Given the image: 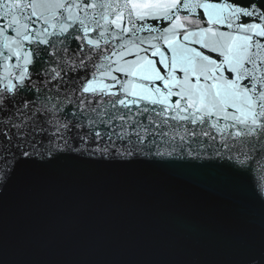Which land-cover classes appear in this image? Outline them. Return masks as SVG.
<instances>
[{
  "label": "water",
  "instance_id": "95a60500",
  "mask_svg": "<svg viewBox=\"0 0 264 264\" xmlns=\"http://www.w3.org/2000/svg\"><path fill=\"white\" fill-rule=\"evenodd\" d=\"M104 2L115 7L121 0ZM200 3L235 6L233 0ZM69 11L74 17L84 16L75 8L64 15ZM177 16L191 21L177 29V43L208 54L190 42L199 40V35L183 39L186 32L212 27L204 9L187 13L182 9ZM241 20L264 27V21ZM143 23L171 28L168 21ZM43 27L36 25L37 30ZM216 28L236 34L235 25ZM101 30L89 38L97 40ZM117 31L113 26L99 40L101 55L91 62L96 49L89 52L82 40L70 39V50L58 52L61 45L54 36L49 37L54 46L25 42L20 58L10 52L0 55V91L10 82L16 84L19 73L27 70L25 94L35 102L32 111L46 129L31 138L39 153L31 161L15 160L14 149L0 152V264H248L250 258L264 259V142L253 149L241 145L240 138L233 141L228 133L234 128L220 131L229 123L223 120L209 130L215 118L207 125L172 119L187 113L161 111L160 105L150 103L155 96L145 100L129 96L127 100L137 103L113 108L110 102L116 96L84 93L89 81L98 90L109 85L105 91L118 92L121 99L125 98L121 84L146 97L156 88L165 91L160 81L140 80L142 73L126 77L112 72L119 83L101 75L104 69L97 66L107 63L104 56L121 67L125 60L135 62L138 57L159 60L151 55L155 49L149 43L171 55L163 41L151 38L156 32L151 36L138 32L117 42L111 39ZM137 37L145 41L140 47L147 53L133 46ZM254 39L264 43V38ZM3 42L0 36V52ZM121 43L132 53H124L123 60L112 55L123 53ZM37 47L43 50L41 55L25 64L24 53ZM175 75L184 77L181 71ZM177 99L171 97L168 104L174 107ZM60 125L67 128L56 133L55 126ZM102 149L113 154L131 150L135 155L131 163L118 155L105 159Z\"/></svg>",
  "mask_w": 264,
  "mask_h": 264
},
{
  "label": "snow or ice",
  "instance_id": "6c2138e0",
  "mask_svg": "<svg viewBox=\"0 0 264 264\" xmlns=\"http://www.w3.org/2000/svg\"><path fill=\"white\" fill-rule=\"evenodd\" d=\"M233 4L235 6L225 4L221 8L211 3H200V0H121V3L114 7L113 3H105L104 0H63V2L61 0H0V25H2L0 36L4 39V51L0 52V55L10 52L20 58L25 42L29 45L35 43L50 46L58 42L61 45L58 52H66L70 50L67 42L70 39H79L88 46L89 52L93 49L97 50L95 56H90L89 62H91L96 57H100L99 40L104 39L113 26L118 31L111 39L117 42L129 35L136 37L138 32L147 31L150 36L156 32L151 38L157 42L163 41L171 55L161 51L155 44L149 43L148 47L155 49L151 55L158 56L159 60L153 61L147 56L138 57L135 62L125 60V66L121 67L116 60L104 56L103 59L107 63L97 67L104 69L101 75L108 76L117 83L119 81L116 76L111 75L112 72L122 73L126 77L129 75L137 77L142 73L138 76L140 80L160 81L165 91L156 88L149 97H146L121 84L120 90L125 96L121 99L118 92L105 91L110 87L109 85L98 90L92 86L91 81L82 91L116 96L117 99L110 102L113 108H116L117 104L127 108L129 104L137 103L136 100H127L129 96L138 97L139 100L155 96V99H150V103L160 105L161 111L187 113L172 119H190L193 124L199 122L207 125L211 118H215L216 123L209 125V130L215 129L221 120L229 122L220 131L234 128V132L228 133L231 139L236 141L240 138L241 145L254 149L256 145L264 142V43L254 39V37L264 38V27L260 23L242 21L241 18L264 21V11H261L264 9V0H244L242 4L239 0H233ZM73 8L77 12L84 13L83 18L74 17L71 11L67 16L64 15L65 10ZM196 8L204 9L208 14L207 23L212 27L202 28L198 33L186 32L183 39L187 41L190 36L199 35V40L190 42L198 43L200 49H206L208 54L178 44L175 40L177 29L191 24L190 20L177 16V13L182 9L187 13ZM89 10L96 11L89 15ZM125 11L128 16L126 22ZM110 16L114 19H109ZM148 19L168 21L171 28L145 27L143 22ZM37 23L45 27L37 30ZM217 25L230 29L235 25L236 34L221 32L216 28ZM49 27L58 30L49 32ZM195 27L199 28V25ZM70 28L71 32H69ZM100 29L103 30L99 31L97 40L89 38L90 33ZM10 32L15 35H9ZM53 36L57 37L56 42L49 39ZM105 43L107 44L108 41L105 40ZM144 43L143 39L137 37L133 41V46L137 47V51L147 53L148 49L140 47ZM120 48L124 50L123 53L113 52L112 55H118L123 60L124 53L132 54L127 51L125 44L121 43ZM42 51L37 47L31 53H24V63H31V57H39ZM157 63L162 66L159 70L155 67ZM177 71L184 73L183 79H177L175 75ZM26 77L27 70L20 72L16 84L10 82L0 91V152L14 149L13 157L20 163H27L34 156L39 155L31 138L38 131H46L42 121L37 118V113L32 111L35 102L29 100L25 94L28 91L24 84ZM111 87H116V84ZM139 87L143 89V85ZM173 96L178 97L174 107L168 104ZM144 111L148 109L145 108ZM159 114L158 112L157 115ZM121 118L123 119V116ZM61 128H67V125L55 126L56 133H59ZM204 135L208 136L209 131H205ZM211 139L215 140L216 137L213 136ZM227 146L226 144L225 147ZM100 153L105 159L118 155L127 163H131L130 158L135 155L131 150L113 154L109 149H102ZM157 155L163 153L158 152ZM239 163L241 166L244 165L243 160ZM0 179L3 177L0 176ZM248 264H264V259L250 258Z\"/></svg>",
  "mask_w": 264,
  "mask_h": 264
}]
</instances>
